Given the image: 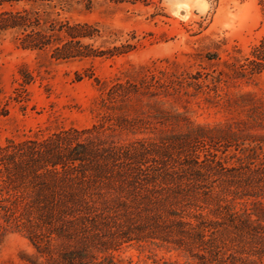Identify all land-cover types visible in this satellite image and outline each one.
Returning <instances> with one entry per match:
<instances>
[{
	"label": "rangeland",
	"instance_id": "obj_1",
	"mask_svg": "<svg viewBox=\"0 0 264 264\" xmlns=\"http://www.w3.org/2000/svg\"><path fill=\"white\" fill-rule=\"evenodd\" d=\"M2 18L25 20L0 25V148L101 124L122 143L148 144L155 167L158 155L182 150L264 162V144L221 138L264 126V70L249 72L264 42V0H0ZM197 125L216 139L164 140ZM210 168L176 200L180 211L175 190H134L125 207L93 215L82 239H55L45 255L0 213V264H63L70 248L74 264H192L201 243L175 228L178 212L217 223L204 245L217 264L252 251L264 262V242L236 229L233 211L244 207L224 202L229 177Z\"/></svg>",
	"mask_w": 264,
	"mask_h": 264
},
{
	"label": "trees",
	"instance_id": "obj_2",
	"mask_svg": "<svg viewBox=\"0 0 264 264\" xmlns=\"http://www.w3.org/2000/svg\"><path fill=\"white\" fill-rule=\"evenodd\" d=\"M24 20L2 18L0 25L17 27ZM254 56L255 59L249 62V72H262L264 42L255 50ZM125 109L120 107L115 110L124 112ZM181 120L186 123L185 119ZM260 129L231 131L221 138L224 141L233 139L259 146L264 144V126ZM107 131L106 126L95 124L89 128L69 129L45 139L0 148V213L7 225L26 233L40 255L47 253L45 249L55 239L69 243L82 239L83 232L80 229L92 225L93 215L104 214L102 212L108 208L125 207L130 192L134 190L155 187L175 190L171 205L180 211L183 204L176 200L184 198L183 190L186 188L202 183L205 174L211 171L210 167L230 179L226 185L231 198L224 202L235 208L244 207L233 211L236 229L246 230L250 238L264 242V162L247 154L246 162L229 163L215 154L208 153L200 158L182 150L176 158L169 154L158 155L161 161H157L155 167V151L148 144H125ZM217 133L214 128L197 125L164 140L168 143L172 139L210 142L216 139ZM1 174L9 180L17 178V182L4 187ZM97 198L102 202L97 203ZM98 204L101 205L100 209ZM16 206L19 211L11 217ZM195 206L191 208L198 211L199 208ZM172 215L178 221L175 225L177 230L183 235H192L201 243L192 264L219 263L217 258L207 256L204 247L210 238L209 233L217 228V223L199 216L186 217L180 212ZM256 244L259 245L258 242ZM241 255L234 256L235 259L228 263L264 264L255 256L254 251ZM77 256V250H65L62 255L63 264H74ZM25 261L27 264H38L32 258Z\"/></svg>",
	"mask_w": 264,
	"mask_h": 264
},
{
	"label": "bare ground",
	"instance_id": "obj_3",
	"mask_svg": "<svg viewBox=\"0 0 264 264\" xmlns=\"http://www.w3.org/2000/svg\"><path fill=\"white\" fill-rule=\"evenodd\" d=\"M179 8H183V9L186 10V11L184 10V11H185V14H184L183 18H187V17H189V15H190V10L188 9L187 5H185V4L180 5Z\"/></svg>",
	"mask_w": 264,
	"mask_h": 264
}]
</instances>
